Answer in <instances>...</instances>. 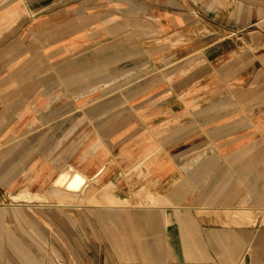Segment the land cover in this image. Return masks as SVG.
<instances>
[{
    "label": "crops",
    "instance_id": "obj_1",
    "mask_svg": "<svg viewBox=\"0 0 264 264\" xmlns=\"http://www.w3.org/2000/svg\"><path fill=\"white\" fill-rule=\"evenodd\" d=\"M105 9L90 15L94 31L76 33L63 19L58 40L104 43L103 60H147V81L126 112L31 115L47 138L29 158L34 176L53 183L76 167L102 171L89 188L158 186L159 205L144 212L147 245L123 247L122 259L116 245L111 256L99 245L97 264H264V0H131L123 19L114 4ZM25 121L15 120L17 137ZM6 173L1 163L0 187ZM243 208L249 218L234 214ZM15 245L25 244L17 236Z\"/></svg>",
    "mask_w": 264,
    "mask_h": 264
},
{
    "label": "rangeland",
    "instance_id": "obj_2",
    "mask_svg": "<svg viewBox=\"0 0 264 264\" xmlns=\"http://www.w3.org/2000/svg\"><path fill=\"white\" fill-rule=\"evenodd\" d=\"M130 1L0 0V164L7 167L2 180L7 182L0 187V264H97L99 245L109 256L111 246L116 245L121 259L123 247L147 245L144 212L147 206L159 205L158 186L147 185V179L130 186L96 182L87 197L80 199L55 192L57 179L52 183L47 176H34L29 161L38 142H47L45 133L38 131L41 123L29 121L31 115L70 109L117 114L126 112L129 98L142 91L147 60L122 54L103 60L99 55L106 51L104 43L58 40L66 31L63 19L72 21L76 33L87 27L94 31L97 26L89 22L91 14L106 13L105 7L114 4L123 19L121 9ZM47 18L61 24L52 27L43 20ZM118 44L121 50L127 47V43ZM23 115L24 130L17 137L15 120ZM18 145H23L18 149L23 151V160L18 162L23 167L21 185H16L15 178ZM40 148L47 151L50 147L43 144ZM138 170L147 178L143 165ZM132 171H123V176ZM24 189L40 192L50 202L16 205L11 194ZM234 214L249 218L251 211L238 209ZM17 236L25 245H15ZM66 249L72 251V258Z\"/></svg>",
    "mask_w": 264,
    "mask_h": 264
},
{
    "label": "bare ground",
    "instance_id": "obj_3",
    "mask_svg": "<svg viewBox=\"0 0 264 264\" xmlns=\"http://www.w3.org/2000/svg\"><path fill=\"white\" fill-rule=\"evenodd\" d=\"M102 171L97 172L94 176H89L87 173L77 169L76 167H68L62 171L56 177L55 192H65L66 194L72 196H79L80 199H85L87 197V191L90 187L91 182L98 176H100ZM64 195V194H63ZM64 197V196H63ZM13 202L17 205L20 203L29 204H40L41 202H50V198L41 195L39 193H34L31 191H20L15 194H11ZM63 201H65L62 198ZM24 205V204H23ZM109 207V206H108ZM149 207V206H148ZM243 211L248 210V208H243Z\"/></svg>",
    "mask_w": 264,
    "mask_h": 264
}]
</instances>
